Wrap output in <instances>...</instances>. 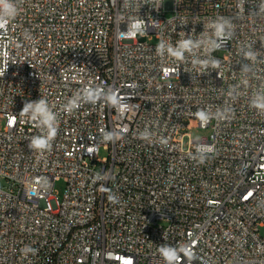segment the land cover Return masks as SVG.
I'll list each match as a JSON object with an SVG mask.
<instances>
[{
    "label": "built area",
    "instance_id": "obj_1",
    "mask_svg": "<svg viewBox=\"0 0 264 264\" xmlns=\"http://www.w3.org/2000/svg\"><path fill=\"white\" fill-rule=\"evenodd\" d=\"M15 2L0 29V264H166L164 246L174 264H264V110L251 104L264 92V0ZM220 17L232 35L210 53L218 65L193 63L204 47L157 53L212 36ZM86 88L122 104L68 110ZM40 97L57 116L46 150L29 148L39 130L20 115ZM192 120L211 130L183 148Z\"/></svg>",
    "mask_w": 264,
    "mask_h": 264
},
{
    "label": "clouds",
    "instance_id": "obj_2",
    "mask_svg": "<svg viewBox=\"0 0 264 264\" xmlns=\"http://www.w3.org/2000/svg\"><path fill=\"white\" fill-rule=\"evenodd\" d=\"M127 2V0H126ZM264 11V7L261 9ZM18 7L15 0H0V29L4 28L7 23L14 19L18 14ZM212 30V36H205L202 39L193 40L191 38L178 41L174 47L171 44L165 43L163 40L156 46V51L159 55H164L167 52L170 56L177 60H184L185 53H193L195 49L204 47L205 51L209 53V59L206 60H194V64L201 65H218L219 61L210 57V53L221 47L224 40L229 39L232 35V25L229 19L220 17L214 21H211L207 26ZM135 31L143 32V26L141 23H137ZM246 58L254 59L255 53L247 51L244 53ZM99 100L107 101L112 106H121L122 101L118 97L117 93L108 90L105 91L100 88H86L82 90V93L78 92L65 107L68 110L79 107L81 101L95 103ZM251 104L254 108L264 110V92L257 93ZM20 115L26 120L32 123V125L39 130V134L33 135L29 142V148L34 150H46L50 148L51 141L54 139L57 131V116L52 111L46 99L40 97L36 101H26L23 105ZM203 122H207L211 119L212 114L201 111L198 113ZM148 133L143 134L144 138L148 137ZM105 140L114 139L113 133H107L104 136ZM110 200H116V197L110 196ZM188 252V249H184ZM36 249L25 246L21 249L22 254L36 253ZM162 256L165 259L166 264H174L179 259L178 251L175 248L164 246L160 249ZM190 254V253H189Z\"/></svg>",
    "mask_w": 264,
    "mask_h": 264
},
{
    "label": "rangeland",
    "instance_id": "obj_3",
    "mask_svg": "<svg viewBox=\"0 0 264 264\" xmlns=\"http://www.w3.org/2000/svg\"><path fill=\"white\" fill-rule=\"evenodd\" d=\"M166 13L170 14V11H167ZM210 130L211 129L209 127H207V128L199 127L197 125L196 121L192 120L191 124H190V128H188L185 131V136L183 137V140H182L183 148H188L190 146L192 139H197V138L201 137L202 135H207L210 133ZM105 155H106L105 150H103V148H101V150L99 152V156L103 157ZM3 184H4L3 179L0 178V185H3ZM64 186H65V182L63 179H60V180L56 181V183H55L54 188L60 196L63 193Z\"/></svg>",
    "mask_w": 264,
    "mask_h": 264
}]
</instances>
